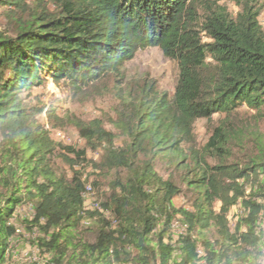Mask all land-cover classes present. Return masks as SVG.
<instances>
[{"label":"trees","instance_id":"obj_1","mask_svg":"<svg viewBox=\"0 0 264 264\" xmlns=\"http://www.w3.org/2000/svg\"><path fill=\"white\" fill-rule=\"evenodd\" d=\"M229 1L239 8L235 16L218 0H43L15 35L0 29V264L8 260L15 209L27 202L35 216L23 223L39 232L31 242L50 255L43 264L250 262L264 235L259 229L264 203L257 199H264V149L244 162H229L225 121L201 150L193 134L197 119L218 113L230 119L244 105L264 106L262 9L258 0ZM0 6L28 8L27 0H0ZM148 47H159L177 62V84L172 95L147 84L126 92L114 120L124 137L120 144L119 134L96 117L74 122L86 148L63 145L40 122L45 105L24 96L48 77L56 83L70 79L81 89L109 75L124 82L125 63ZM45 112L54 124L63 121L53 105ZM182 144H188L192 159L187 163L184 155L176 166L194 173L185 179L197 192L191 210L175 205L181 188L156 168L158 157L172 162L183 155ZM87 148L101 152L90 175L106 184L102 206L120 219L119 228L108 231V222L98 218L93 241L83 237L91 229L84 220L96 213L84 210L85 184L75 168L87 161ZM209 156L218 162L210 164ZM58 159L74 171L72 177L56 166ZM237 204L243 212L232 230L228 213ZM176 217L187 234L173 243ZM210 226L238 248L232 255L206 237Z\"/></svg>","mask_w":264,"mask_h":264},{"label":"rangeland","instance_id":"obj_2","mask_svg":"<svg viewBox=\"0 0 264 264\" xmlns=\"http://www.w3.org/2000/svg\"><path fill=\"white\" fill-rule=\"evenodd\" d=\"M40 1L43 0H27L28 8L26 10L0 6V29L6 31L9 35H15L20 22L28 18V14ZM218 4L226 6L234 16L239 11V8L229 0H218ZM258 6L262 9L259 20L264 26V0H258ZM200 13L203 14V11L200 10ZM122 73L125 75L124 82H118L113 75H109L82 89L79 87V84L73 83L70 79L56 83L53 78L48 77L42 86L33 89L30 94L24 92V96L31 103L40 101L45 105V111L51 105L58 109V114L63 117V121H56V124L48 119L45 111L39 116L40 122L49 131L55 141L63 145H72L76 149L86 148V141L79 135L74 122L79 119L91 120L97 117L103 119L108 129L119 134L117 140L118 144H120L124 137L114 125V120L118 118V110H121L122 101L128 98L126 92L130 88H135L136 93L141 86L147 84L156 91L172 95L177 84L179 68L177 62L167 57L159 47H148L139 50L132 60L126 62ZM225 116V113H218L213 115L211 120L200 118L195 121L193 134L196 149H202L207 143L214 127L220 125L222 121H225V125H227L225 130H228L230 135L228 143L231 153L229 162H244L248 156L258 154L260 149H264V106L260 110H256L244 105L235 110L230 119ZM227 121H229L228 124ZM182 146L185 150L183 155L174 157L172 162L166 157H158L156 168L163 177L172 176L181 188L182 191L174 197L175 205L191 210L193 209V200L197 192L195 188L187 185V180L191 179L194 173L187 175L188 169L184 165L180 167L176 166V162L185 155L186 162L190 163L192 154L190 153L188 144H182ZM100 155V150L87 148V161H83L75 165V167H78L81 175L85 176V181L93 183L103 201L107 192V186L103 182H98L95 176L90 175L94 171L95 164L99 161ZM207 160L210 164L218 162V159L214 156L207 157ZM56 166L60 170L65 171L69 177L73 176L74 171L59 159L56 162ZM247 192L249 193L250 189ZM257 199L259 202L264 203V199L261 196ZM220 205V202H216L215 208L219 210ZM242 212L240 205L237 204L228 213L229 225L232 230L236 228L239 215ZM261 217L259 229L264 234V211L261 213ZM14 222L24 224L23 219L20 217L14 218ZM98 223L100 224L99 219L95 218L90 225L91 229L84 230L83 237L85 239L88 241L95 239L97 231L92 227ZM206 235V237L216 244L218 249L226 253L225 255H232L233 249H238L234 246L230 248L224 234L213 226H210L206 230ZM28 251V244L19 239V243L16 242L11 247V253L15 257L10 258L6 263H27L28 256H26V253ZM253 253L254 256L250 258V262L241 259L236 260L234 264H264V235L260 247L254 249ZM15 259L17 260L15 261ZM200 264L209 263L202 258Z\"/></svg>","mask_w":264,"mask_h":264},{"label":"built area","instance_id":"obj_3","mask_svg":"<svg viewBox=\"0 0 264 264\" xmlns=\"http://www.w3.org/2000/svg\"><path fill=\"white\" fill-rule=\"evenodd\" d=\"M93 81L90 80L87 82L86 85H83L82 88L87 87L88 85H92ZM78 170V167H75ZM82 181H84L85 189L83 191V198L85 211H93L96 213L93 219L95 218H104L108 223L106 226V229L108 231L111 230H117L120 226V219L117 216L116 212L113 209L107 208L105 209L102 206V200L100 198V195L96 189V187L93 185L92 182L85 181V176L81 175ZM35 216V210L32 203H24L19 205L14 212L11 223L15 226V234L10 238V244H9V253L7 255L8 260L11 258H14L15 255L11 253V247L15 245L16 242L19 243V239L23 240L24 243L28 244L29 251L26 253V256H28V262L25 264H43L50 255L48 253L41 254L40 248L37 244H34L31 242V240H34L37 236H39V232L37 228H35L32 232L28 231L25 228L24 224L21 223H15L14 218L20 217L21 219H33ZM93 219L87 218L84 220V223L86 225H91L93 222ZM187 234V228L186 225L183 224L181 218L176 217L171 222V236H172V242L177 243V240H180ZM117 235V233H116ZM127 249H130L131 245L127 244L125 245ZM121 246H118V249H120ZM13 252V251H12ZM198 252L200 254H203V249L201 247H198ZM110 255L114 256V248L111 247L109 249ZM7 260V261H8ZM17 259H15L16 261ZM7 264V263H6ZM113 264H118L117 262H114Z\"/></svg>","mask_w":264,"mask_h":264}]
</instances>
